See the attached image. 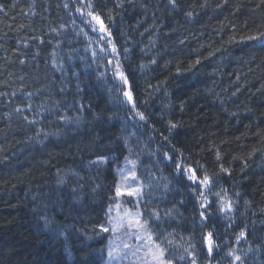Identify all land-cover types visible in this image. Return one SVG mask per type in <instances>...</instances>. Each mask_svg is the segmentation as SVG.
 Wrapping results in <instances>:
<instances>
[{"label": "trees", "instance_id": "1", "mask_svg": "<svg viewBox=\"0 0 264 264\" xmlns=\"http://www.w3.org/2000/svg\"><path fill=\"white\" fill-rule=\"evenodd\" d=\"M87 4L0 0V264H104L100 226L119 202L154 239L172 233L174 264H190L189 243L197 264H264V3ZM100 155L106 165L91 163ZM124 160L144 185L138 204L115 197Z\"/></svg>", "mask_w": 264, "mask_h": 264}, {"label": "snow or ice", "instance_id": "2", "mask_svg": "<svg viewBox=\"0 0 264 264\" xmlns=\"http://www.w3.org/2000/svg\"><path fill=\"white\" fill-rule=\"evenodd\" d=\"M170 2L175 5L176 0H170ZM261 3H264V0H261ZM118 6L122 7V3H118ZM65 7H67V5H65ZM87 7H89L90 9L93 7L92 5V0H88V4ZM3 6L0 5V11H3ZM78 11H81V9H78ZM88 17H91L92 21H96L99 24V31L102 33H106L108 36H111V32L110 30L107 28V26L103 23L100 15L98 13H94L93 11H88L86 14ZM189 15H191V13H189ZM109 20L112 19L111 15H109L108 17ZM91 23V21L89 22ZM94 30H97L94 28ZM261 35H264V33H262ZM257 37L255 36H249L247 37V39L252 40V39H256ZM109 43H111V41L109 40ZM113 50L115 51V47L113 46ZM95 55V54H94ZM119 75L124 79V82L127 83V79L126 77H123V73H119ZM125 96L131 100V94L129 92H125ZM17 111H19V109H17ZM140 118L144 119L143 114H140ZM172 127H175V125H172ZM127 159V158H126ZM169 159H171V157H169ZM217 159H219V153H217ZM109 158L104 156V155H100L97 157L96 160L92 161L91 163L96 164V165H106L108 163ZM128 164L132 165V170L131 171H125V169H118V174L120 175L121 179L119 184H114V188H115V197H121L124 195H127L128 197H135L137 198L136 203H139V197H141L143 195V182H140L139 184L133 186L132 184L128 183L129 181H137L139 178L136 175L135 172V167H136V161L134 160H127ZM177 168L179 169V166H177ZM221 170L224 172H228V169H225L221 166ZM183 171H185L187 173V179H189L190 181L193 182V184L196 185V188H209L211 185V179L207 174H204L202 178H198L195 174V172L193 170L190 169H183ZM193 191H195V188L193 189ZM215 195L220 196V193H215ZM115 197H113V199H115ZM198 199H201L202 201H204V193L200 192ZM200 209H203L201 211H199V215L202 218V220H206L208 217L206 215L207 211H208V203L207 202H202L200 204ZM233 209L232 203L230 200H227V198H225L222 202H221V206H220V211L221 212H225V213H230ZM109 211H111V209H109ZM127 215V213H126ZM142 214L137 212L135 217H130L128 220V227H138L140 229L143 230L141 235L137 236V239H145L146 243L144 245L146 251L144 254V259L146 261V264H174V260L172 258H169L170 253H169V248L166 246H162V245H173L174 244V240L173 239H169L170 236H172V233H169L167 236H164L161 239L160 233H155V239H154V234L150 231L147 230V226L149 221L147 219H145L143 221V223H141L140 220V216ZM167 215V213H166ZM152 219L159 221L161 219L160 215L158 212H153L152 213ZM47 224V221H46ZM101 230L103 232H108L109 229L107 227H104L103 225L100 226ZM117 227L119 228H123L124 227V223L123 221L119 222ZM116 228H113V231H116ZM246 238V233L244 231H241L237 237V241H239L240 239ZM160 240V242L158 243L157 240ZM202 245L206 248V251L209 255H211L214 251V249L219 248V244L216 242V240L214 239L213 233L212 232H208L206 234H202ZM124 247H129L127 244L124 245ZM177 247H179L177 245ZM194 246L191 245L189 243L188 247H186L184 249V251L192 257L190 264H197L196 261V257H195V253L193 251H190L191 248H193ZM135 254V253H133ZM229 255H232L234 257V260L236 261H241L242 257L240 255H236L235 254V250L230 251ZM108 256L110 258L113 257V252L110 249L108 251ZM179 259L183 260L185 259L184 255H181L179 257Z\"/></svg>", "mask_w": 264, "mask_h": 264}, {"label": "rangeland", "instance_id": "3", "mask_svg": "<svg viewBox=\"0 0 264 264\" xmlns=\"http://www.w3.org/2000/svg\"><path fill=\"white\" fill-rule=\"evenodd\" d=\"M119 169H125V171H131L132 165L127 162L123 163ZM119 175V182H120ZM128 183L133 186L137 185V181H129ZM127 213V215H126ZM136 213L131 212L124 208V204L120 203L111 210L108 222L105 227L110 228L112 237L115 238L114 242L110 245L113 252V257L107 259L104 264H146L144 259L145 254V239H137L138 235H141L143 230L138 227H128V220L130 217H135ZM123 221L124 227H117L118 223ZM116 228V231H113ZM120 236V238H119ZM127 244L129 247H124ZM135 253V254H133Z\"/></svg>", "mask_w": 264, "mask_h": 264}, {"label": "bare ground", "instance_id": "4", "mask_svg": "<svg viewBox=\"0 0 264 264\" xmlns=\"http://www.w3.org/2000/svg\"><path fill=\"white\" fill-rule=\"evenodd\" d=\"M69 14H70L72 17H74V14H73V13L69 12ZM68 28H72V25L69 26Z\"/></svg>", "mask_w": 264, "mask_h": 264}]
</instances>
